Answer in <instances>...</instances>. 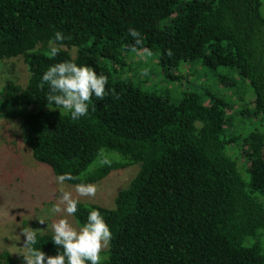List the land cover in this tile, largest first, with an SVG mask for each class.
I'll return each instance as SVG.
<instances>
[{
    "label": "trees",
    "instance_id": "1",
    "mask_svg": "<svg viewBox=\"0 0 264 264\" xmlns=\"http://www.w3.org/2000/svg\"><path fill=\"white\" fill-rule=\"evenodd\" d=\"M260 10L261 0H0V64L21 58L28 72L24 86L0 89V119L19 122L34 160L55 177L71 173L66 184L137 168L113 208L80 202L73 217L82 226L93 208L105 216L114 234L105 264H264ZM129 27L165 79L178 81L170 71L198 63L229 95L188 91L174 102L117 79L132 53ZM55 31L67 39L52 58ZM65 60L106 75L120 98L94 99L77 121L50 109L40 77ZM224 68L233 77L214 72ZM246 124L252 130L238 132ZM36 234L55 256L53 234ZM0 262L17 260L3 253Z\"/></svg>",
    "mask_w": 264,
    "mask_h": 264
},
{
    "label": "rangeland",
    "instance_id": "2",
    "mask_svg": "<svg viewBox=\"0 0 264 264\" xmlns=\"http://www.w3.org/2000/svg\"><path fill=\"white\" fill-rule=\"evenodd\" d=\"M260 13L264 18V0H261ZM118 71L117 79L129 81L144 91H155L174 102L188 91H207L221 97L229 95L228 90L217 85L215 75L198 63H182L179 68L169 72L173 76L179 75L181 79L170 81L164 78L155 59L151 57L145 60L130 53L125 54L124 65L118 67ZM214 72L218 76L230 74L225 68ZM229 76L233 77V74ZM27 79L23 59L0 64V89L7 84L24 86ZM252 127L249 124L240 125L237 130L247 133ZM136 172V167L111 172L95 183L97 193L94 198L79 197L80 202L113 208L116 193L128 185ZM61 189L72 192L73 197L77 196L75 186L66 183L58 185L51 170L34 160L30 149L23 143L19 122L0 119V255L7 253L11 259L17 260L16 264H26L28 250L25 234L30 235L33 231L53 234L52 224L65 218L63 212L50 215L48 211L52 204L58 203ZM66 218L77 225L73 217Z\"/></svg>",
    "mask_w": 264,
    "mask_h": 264
},
{
    "label": "clouds",
    "instance_id": "3",
    "mask_svg": "<svg viewBox=\"0 0 264 264\" xmlns=\"http://www.w3.org/2000/svg\"><path fill=\"white\" fill-rule=\"evenodd\" d=\"M128 34L133 44L129 49L142 59L153 56L151 49L142 47V34L139 30L129 27ZM67 39L62 31H55L49 40L48 54L55 58L64 48ZM169 58L173 51L169 48L165 53ZM41 82L48 85L46 103L50 109H62L73 121L87 117L93 101H102L111 95L119 99V94L113 88L106 87L109 79L104 74H98L92 67L81 65L74 60H65L49 66L43 71ZM75 179L71 173L64 172L55 177L58 185ZM76 197L72 192L61 189L58 203L52 204L50 215L65 213L52 224L53 236L51 242L57 249L55 256H48L38 247L37 234L33 231L26 235L28 256L26 264H105L104 252L111 245L114 234L100 210L93 208L87 214L86 222L81 226L73 225L66 217H74L79 211V197L94 198L97 187L91 183H77ZM63 205V207H62ZM45 221H41L44 223ZM62 250V251H60Z\"/></svg>",
    "mask_w": 264,
    "mask_h": 264
}]
</instances>
